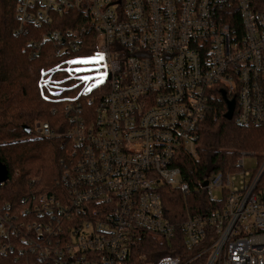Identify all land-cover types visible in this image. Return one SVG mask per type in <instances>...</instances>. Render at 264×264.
Segmentation results:
<instances>
[{
  "label": "built area",
  "instance_id": "built-area-1",
  "mask_svg": "<svg viewBox=\"0 0 264 264\" xmlns=\"http://www.w3.org/2000/svg\"><path fill=\"white\" fill-rule=\"evenodd\" d=\"M69 10L94 35L90 81L100 82L88 91L76 71L81 55L70 58L68 77L81 88L63 103L72 155L61 192L24 197L28 207L16 212L2 207L0 258L264 264V152L241 154L234 170L205 177L199 214L171 222L161 192L199 190L182 174L183 161H198L202 125L216 116L222 92L234 101L237 127L264 126V0H19L16 17L21 27L39 28ZM84 31H49L44 39L56 55L74 53ZM33 133L57 135L49 122L35 123ZM244 156L256 158L252 169ZM149 235L176 255L157 257L165 246L148 248Z\"/></svg>",
  "mask_w": 264,
  "mask_h": 264
},
{
  "label": "trees",
  "instance_id": "trees-1",
  "mask_svg": "<svg viewBox=\"0 0 264 264\" xmlns=\"http://www.w3.org/2000/svg\"><path fill=\"white\" fill-rule=\"evenodd\" d=\"M18 2L0 0V162L8 171L7 182L0 185V211L9 204L14 212L28 207V203L21 202L24 197L31 199L42 193L61 192L60 178L72 155L63 134V122L67 119L63 103L77 97L81 88L76 83L78 80L68 77L69 60L76 55H91L94 46L88 22L76 10L51 13V22L39 28L21 27L16 17ZM82 27H85L82 46L74 53L56 55L54 43L44 39L49 31H75ZM214 108L216 116H209L201 128L198 161L186 158L183 161L182 174L198 189L208 175L234 170L241 154L264 152V126L241 128L233 119L226 120V105L219 97ZM52 118L59 123L52 122ZM39 122H49L57 135L53 138L36 136L33 127ZM27 128L29 133H26ZM161 192L171 222L199 214L206 206L205 192L201 189L190 194L170 188ZM163 241L151 235L144 239L148 248H164L157 257L176 255ZM176 241L174 244L180 246ZM26 263L21 258L17 261L12 257L0 258V264Z\"/></svg>",
  "mask_w": 264,
  "mask_h": 264
},
{
  "label": "rangeland",
  "instance_id": "rangeland-1",
  "mask_svg": "<svg viewBox=\"0 0 264 264\" xmlns=\"http://www.w3.org/2000/svg\"><path fill=\"white\" fill-rule=\"evenodd\" d=\"M81 59L75 60L76 62L80 63V66L76 67V71L78 72L80 78H81V82L84 84H86V89L89 91L92 86H95L97 84H99V80H93L90 81V77L92 75V70L94 66H97V61L98 58L95 54H91L89 56H81ZM54 107L58 108L57 105H55ZM56 118H52L51 121L53 122ZM55 123H59L55 122ZM256 164V158L253 157H249V156H244L243 157V166L245 169H252ZM214 195H218L220 196L221 193L219 190L214 191L213 192Z\"/></svg>",
  "mask_w": 264,
  "mask_h": 264
},
{
  "label": "water",
  "instance_id": "water-1",
  "mask_svg": "<svg viewBox=\"0 0 264 264\" xmlns=\"http://www.w3.org/2000/svg\"><path fill=\"white\" fill-rule=\"evenodd\" d=\"M221 96L226 104L227 107V111L224 114V118L226 120H231L232 118V113H233V109H234V101L233 100H227L226 96L224 94V92L221 93ZM30 129L27 128L26 133H29ZM8 180V171L6 169V167L0 162V185L6 183ZM206 183H203V186H205Z\"/></svg>",
  "mask_w": 264,
  "mask_h": 264
}]
</instances>
